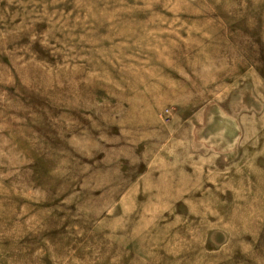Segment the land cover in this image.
Masks as SVG:
<instances>
[{
	"label": "rangeland",
	"instance_id": "obj_1",
	"mask_svg": "<svg viewBox=\"0 0 264 264\" xmlns=\"http://www.w3.org/2000/svg\"><path fill=\"white\" fill-rule=\"evenodd\" d=\"M0 264H264V0H0Z\"/></svg>",
	"mask_w": 264,
	"mask_h": 264
}]
</instances>
